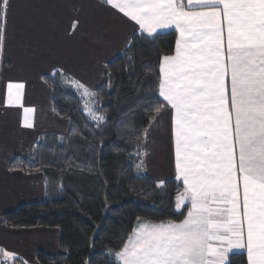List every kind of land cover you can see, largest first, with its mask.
<instances>
[{"label": "snow or ice", "instance_id": "1", "mask_svg": "<svg viewBox=\"0 0 264 264\" xmlns=\"http://www.w3.org/2000/svg\"><path fill=\"white\" fill-rule=\"evenodd\" d=\"M100 3L132 23L125 45L129 64L137 38L155 43L169 31L177 34L173 53L158 62L155 82L141 84L151 95L144 97L148 124L135 133V168L138 176L147 170L146 146L161 114H168L174 180L182 189L174 206L180 219L137 217L121 248L107 250L111 264H229L230 255L245 254L247 264H264V0ZM10 6L11 0H0V62ZM106 75L111 87V73ZM150 75L155 70L148 67L145 79ZM65 83L95 96L67 74ZM23 88V83L7 84L5 107H23ZM86 111L97 127L106 125L103 114L87 106ZM23 127L34 125L25 120ZM155 183L165 189V180ZM44 188L47 194V177ZM0 257V264L17 259L3 249Z\"/></svg>", "mask_w": 264, "mask_h": 264}, {"label": "trees", "instance_id": "2", "mask_svg": "<svg viewBox=\"0 0 264 264\" xmlns=\"http://www.w3.org/2000/svg\"><path fill=\"white\" fill-rule=\"evenodd\" d=\"M176 38L173 31L155 43L137 38L129 53L132 63L124 51L108 64L111 87L105 75L103 85L92 92L94 97L65 83L63 73L44 77L53 91L56 113L70 122L71 130L63 136H42L29 158L14 159L10 168L47 177L48 189L44 202L22 205L2 219L10 229L60 230L63 253L47 256L39 252L40 264H111L107 250L121 248L137 217L179 222L174 206L178 191H182L180 182L167 181L162 191L144 172L138 176L135 168L139 162L135 133L148 124L144 97L151 95L141 84L155 82L158 62L162 55L173 53ZM148 67L155 75L146 80ZM86 106L103 114L106 125L97 127ZM73 130L77 135H72ZM229 264H247L246 254L230 255Z\"/></svg>", "mask_w": 264, "mask_h": 264}, {"label": "crops", "instance_id": "3", "mask_svg": "<svg viewBox=\"0 0 264 264\" xmlns=\"http://www.w3.org/2000/svg\"><path fill=\"white\" fill-rule=\"evenodd\" d=\"M126 21L100 0H11L0 62V249L27 264H40L39 252L63 253L59 229L16 230L2 222L4 215L20 206L45 200L43 175L11 171V163L16 157L29 158L42 136H63L71 130L70 122L56 113L53 91L44 77L63 73L91 92L99 89L107 74L105 66L124 53L133 34L132 23ZM9 82L24 84L23 107H5ZM28 107L36 111L25 112ZM161 115L144 158V173L155 182L175 176L170 116ZM25 120L34 127H23Z\"/></svg>", "mask_w": 264, "mask_h": 264}, {"label": "rangeland", "instance_id": "4", "mask_svg": "<svg viewBox=\"0 0 264 264\" xmlns=\"http://www.w3.org/2000/svg\"><path fill=\"white\" fill-rule=\"evenodd\" d=\"M8 264H13V261L12 260H8Z\"/></svg>", "mask_w": 264, "mask_h": 264}]
</instances>
